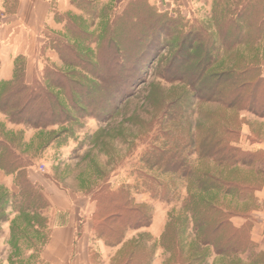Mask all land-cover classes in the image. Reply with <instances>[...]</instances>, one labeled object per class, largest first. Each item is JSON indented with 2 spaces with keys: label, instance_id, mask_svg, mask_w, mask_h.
I'll return each instance as SVG.
<instances>
[{
  "label": "rangeland",
  "instance_id": "1",
  "mask_svg": "<svg viewBox=\"0 0 264 264\" xmlns=\"http://www.w3.org/2000/svg\"><path fill=\"white\" fill-rule=\"evenodd\" d=\"M126 1L52 0L50 3V15L43 31L45 35L29 64L31 70L27 73V79L30 81L31 75H36L37 81L57 97L66 115L56 120L45 115L42 121L48 124L36 128L17 122L20 116L13 121L9 114L0 111L2 138L14 148V152L10 153L20 154L24 172L43 200L35 198L31 202L32 207L26 210L24 204L20 203L19 206L16 175L7 173L6 159L0 158V194H8V199L1 205L0 264H54L47 255L51 237L50 218L54 213L52 200L60 205L63 202L78 204L87 200L95 204L92 197H96L93 195L97 191L102 189L101 193H105L120 185L131 187L135 203L149 206L154 222L152 230L150 224L126 230L122 243L135 239L147 251H152L149 264H163L167 257L158 244L156 225L160 227L171 216L182 215L181 204L187 194V180L161 174L157 168L148 170L142 157L151 146L157 147L164 140L173 144L181 133L194 131L197 124L212 122L214 115L221 111V105L195 99L186 79L168 81L164 76L175 56L193 52L190 47L196 42L189 37L190 40L180 49V39L188 31L189 25L196 27V22L208 28L214 44L213 66L227 61L228 53L220 42L221 19L216 20L213 16L218 0H147L154 13L182 18L181 23L186 26L180 29L178 25L158 29L157 26L143 27V24L133 23V19L121 15ZM228 2L229 10H240L238 4L234 7L230 0ZM15 3L10 10L14 9ZM85 7L90 9L86 10ZM66 14L83 20L84 36L91 38L83 45L88 52L78 57L83 64L77 62L69 52L44 45L46 36L72 46L81 41L65 31ZM114 16L116 18L112 21ZM105 27L113 30L110 39H103L109 34H101ZM142 33L144 38L140 40ZM119 41L123 50L119 47ZM189 65H192L191 60L176 64L173 69L176 66L177 71H181ZM45 68L51 75L56 71L68 77L70 85L66 84L65 89L69 91V97L62 95L65 89L63 92L57 87H49L43 77ZM57 84L62 85V79L57 78ZM71 86H75L81 94L70 91ZM174 101L176 105L169 106ZM58 114V109L54 108V115ZM239 117L240 137L235 145L249 152L264 151V118L244 110L239 112ZM184 153L194 166L202 163L197 152L186 149ZM205 162L212 168L211 161ZM260 166L258 164L257 167ZM237 169L240 177L256 173L253 167L239 166ZM213 170L218 173L215 167ZM141 172H150L160 180L172 183L168 201L152 198L142 188L136 192L134 185L141 183ZM256 177L263 179L264 174ZM226 202L244 213L232 218L235 226L245 220L250 225V236L257 243L251 256L264 249V186L255 191L249 200L226 198ZM60 205L53 203L52 206L55 210ZM90 219L93 224L94 216L91 215ZM92 233L95 239L100 238L94 230ZM185 234L187 242L194 238L189 229ZM102 239L108 247H114L108 244V235ZM122 243L117 245L120 248L116 252L109 249L104 257L90 252L92 264H113L123 247ZM241 257L244 261L249 259L248 254ZM219 260L211 251L205 264H214Z\"/></svg>",
  "mask_w": 264,
  "mask_h": 264
},
{
  "label": "trees",
  "instance_id": "2",
  "mask_svg": "<svg viewBox=\"0 0 264 264\" xmlns=\"http://www.w3.org/2000/svg\"><path fill=\"white\" fill-rule=\"evenodd\" d=\"M15 1L4 0V5L6 8L10 7ZM228 1H216L213 15L216 20L221 19L219 35L221 45L228 53L227 61L213 66L214 44L208 28L196 22V27L188 26V31L180 39L181 48L179 46L182 49L191 38L196 42L190 47L193 52L185 56H175L173 62L169 64V71L164 76L168 81L186 79L195 94V99L216 102L221 105V111L214 115L215 119L212 122L205 125L197 124L194 131L181 133L182 135L180 134L173 144L164 140L157 147L151 146L142 157L148 170L157 168L161 174H171L187 180V194L181 204L182 215L170 217L158 240L159 246L168 253L165 264H205L211 251L220 258L214 264H264V249L251 256L257 248V243L250 236V225L247 220L239 226H235L232 222L233 217L242 216L244 213L226 202V198L249 200L255 191L264 186V178L256 177L264 174V151L249 152L235 145L240 137L241 110L258 118H264L262 73L264 0H230L234 7L239 5V11L229 10ZM126 2L121 15L133 19L135 24H143V27L157 26L158 29L169 26L173 28L177 25L180 29L186 26L181 23L182 18L176 19L164 13H154L147 5V0ZM85 9L90 8L85 7ZM115 18L116 16L112 21ZM64 29L73 38L82 42L79 41L72 46L46 36L44 45L48 44L57 51L69 52L77 62L83 64L78 57L88 52L83 45L91 39L84 36L83 20L75 15L66 14ZM107 32L109 34L103 39H108L110 34H113L110 27H105V31H101V34ZM144 33L139 36L140 40L144 38ZM188 60H191L192 65L184 67L181 71H177L176 66V70L173 69L174 65L184 64ZM43 77L49 87H57L63 92L66 84L70 85L68 77L56 71L51 75L46 69ZM57 78L62 79V85H55ZM37 80L36 75H31V80L28 81L26 58L17 56L14 60L12 78L0 83V111L9 114L13 121L18 120L20 116L17 122L36 128L48 124L42 121L45 115L51 120H56L60 116L65 117L66 114L61 109L57 97ZM71 87L70 91L81 94L77 88H74L75 86ZM62 95L69 97L70 94L65 89ZM174 102L169 106L176 105ZM54 108L58 109L57 116L54 115ZM219 117L220 120H217ZM1 132L0 129V158L6 159L5 167L9 169L7 173L16 175L15 185L18 187L19 206L22 203L24 210L29 209L35 198L43 201L42 197L28 180L24 166L20 163V154L10 153L14 152V148L2 138ZM186 149L197 152L202 163L197 166L191 164L184 153ZM205 161H211L212 168H209ZM258 164L261 166L257 167ZM239 166L253 167L256 175L240 177L237 169ZM214 167L218 173L213 170ZM140 177L141 183L134 185L136 192H140L142 188L149 192L152 198L169 200L172 183L164 182L150 172H141ZM100 190L93 195L96 197H92L95 201V209L92 213L95 220L92 229L100 238L104 236L106 238L108 235V244L116 246L122 243L126 230L147 227L150 224L149 206L134 202L130 186L120 185L105 193H101ZM7 199V193L0 194V219L1 205ZM188 229L194 237L190 242L185 239ZM122 245L119 256L113 260V264L150 263L153 252L147 251L139 241L130 239ZM245 254L249 256L247 261L241 257Z\"/></svg>",
  "mask_w": 264,
  "mask_h": 264
},
{
  "label": "crops",
  "instance_id": "3",
  "mask_svg": "<svg viewBox=\"0 0 264 264\" xmlns=\"http://www.w3.org/2000/svg\"><path fill=\"white\" fill-rule=\"evenodd\" d=\"M51 1L16 0L14 9L10 10V7H5L4 0H0V83L12 78L14 60L19 55L26 58L27 73L31 70L29 64L42 41V36L45 35L43 31L50 15ZM262 72L264 75V61ZM51 203L54 213L50 218L51 237L47 249L51 263L92 264L90 252L94 251L104 257L109 249L116 252L120 248L117 245L110 248L102 238L95 239L93 236L90 216L95 204L90 200L78 204L63 202L64 204L60 205L53 199ZM53 203L60 205L58 209L54 210ZM152 222L151 219L150 230L153 229ZM166 223L160 227L155 224L158 240Z\"/></svg>",
  "mask_w": 264,
  "mask_h": 264
}]
</instances>
